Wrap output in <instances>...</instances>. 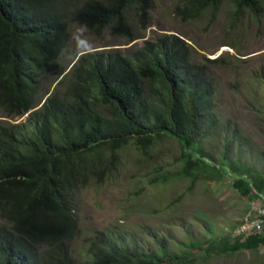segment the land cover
<instances>
[{
	"label": "trees",
	"instance_id": "16d2710c",
	"mask_svg": "<svg viewBox=\"0 0 264 264\" xmlns=\"http://www.w3.org/2000/svg\"><path fill=\"white\" fill-rule=\"evenodd\" d=\"M223 1L184 0L175 12L183 20L199 19ZM231 1L235 21L246 11L262 14L260 0ZM134 9L145 30L150 0H0V264H196L199 254L264 247V231L246 239L228 233L193 241L182 253L156 234L149 245L107 231L87 239L85 256H76L75 189L93 178L105 180L128 145L148 156L161 140L177 141L178 169L159 166L153 182L183 177L192 190L200 179L228 174L247 199L264 194V174L220 164L202 147V139L224 125L218 116L222 82L213 73L224 57L199 61L186 39L163 34L126 50L88 51L59 79L72 23L99 37L108 30L132 42ZM51 78L57 79L52 93L31 111ZM259 78L264 83V72Z\"/></svg>",
	"mask_w": 264,
	"mask_h": 264
},
{
	"label": "rangeland",
	"instance_id": "374dc122",
	"mask_svg": "<svg viewBox=\"0 0 264 264\" xmlns=\"http://www.w3.org/2000/svg\"><path fill=\"white\" fill-rule=\"evenodd\" d=\"M183 1L150 0L145 30L137 23L134 9L136 24L130 23L136 39L132 42L108 30L99 37L72 23L70 41L59 58L66 69L59 78L71 69L81 53L110 46L126 50L163 34L179 35L195 49L199 61L225 58L213 73L222 82L218 116L231 129L218 127L202 139V147L211 151L220 164L226 161L264 174V83L259 78L264 72V0H260L263 10L259 17L246 11L236 21V6L231 0H224L217 8L209 7L201 18L191 20H183L175 12ZM45 81L49 82L41 89L43 99L52 93L57 79ZM25 118L10 121L21 122ZM227 144L226 158L223 150ZM179 153V144L170 137L161 140L148 156L128 145L119 151L117 167L105 180L93 178L88 186L75 189L73 203L77 206L80 228L72 243L76 256L84 257L87 239L100 232L126 234L149 245H155L156 234L179 253L186 251L190 242L232 233L250 206L249 199L233 187L232 176L200 179L192 190L190 180L183 177L174 176L167 183L151 181L161 171V165L175 172L179 164L174 157ZM196 264H264V247L208 258L199 254Z\"/></svg>",
	"mask_w": 264,
	"mask_h": 264
},
{
	"label": "built area",
	"instance_id": "2783aa9c",
	"mask_svg": "<svg viewBox=\"0 0 264 264\" xmlns=\"http://www.w3.org/2000/svg\"><path fill=\"white\" fill-rule=\"evenodd\" d=\"M249 201L248 212L231 233L234 237L246 239L264 231V194L256 192V195Z\"/></svg>",
	"mask_w": 264,
	"mask_h": 264
},
{
	"label": "clouds",
	"instance_id": "9594fccd",
	"mask_svg": "<svg viewBox=\"0 0 264 264\" xmlns=\"http://www.w3.org/2000/svg\"><path fill=\"white\" fill-rule=\"evenodd\" d=\"M80 55H82V54H80ZM80 55H79V56H80ZM78 58H79V57H78ZM78 58H77V60H78ZM77 60H76V61H77ZM76 61H75V62H76ZM74 64H75V63H73L72 66H73ZM69 71H70V70H69ZM69 71H68V72H69ZM68 72H67V73H68ZM67 73H66V74H67ZM59 79H61V78H59ZM49 95H50V94H46V97H45L44 99L42 98L41 103L38 104L36 107H34L31 111L38 109V108L44 103V101L46 100V98H47ZM42 97H43V96H42ZM25 116H27V115H25Z\"/></svg>",
	"mask_w": 264,
	"mask_h": 264
},
{
	"label": "water",
	"instance_id": "95a60500",
	"mask_svg": "<svg viewBox=\"0 0 264 264\" xmlns=\"http://www.w3.org/2000/svg\"><path fill=\"white\" fill-rule=\"evenodd\" d=\"M81 54H83V53H81Z\"/></svg>",
	"mask_w": 264,
	"mask_h": 264
}]
</instances>
